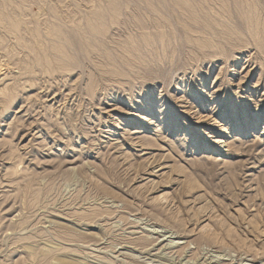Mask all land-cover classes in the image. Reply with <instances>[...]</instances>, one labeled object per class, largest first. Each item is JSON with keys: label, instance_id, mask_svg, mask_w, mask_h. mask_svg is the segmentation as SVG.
Instances as JSON below:
<instances>
[{"label": "rangeland", "instance_id": "obj_1", "mask_svg": "<svg viewBox=\"0 0 264 264\" xmlns=\"http://www.w3.org/2000/svg\"><path fill=\"white\" fill-rule=\"evenodd\" d=\"M0 264H264V0H0Z\"/></svg>", "mask_w": 264, "mask_h": 264}]
</instances>
